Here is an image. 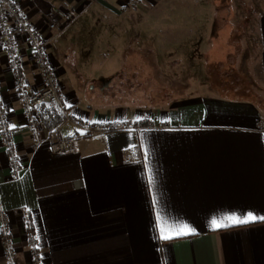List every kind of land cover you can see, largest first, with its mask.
Returning <instances> with one entry per match:
<instances>
[{"label":"crops","instance_id":"1","mask_svg":"<svg viewBox=\"0 0 264 264\" xmlns=\"http://www.w3.org/2000/svg\"><path fill=\"white\" fill-rule=\"evenodd\" d=\"M18 2L42 34L61 98L75 119L55 127L64 136H75L76 142L70 151H51L55 127L45 125V119L52 123L45 111L55 110L53 106L41 107L35 132L27 128L22 92L0 48V94L22 164L14 176L0 137V204L10 218L16 262L264 264V107L235 84L238 68L209 62L208 82L200 83L209 86L206 93L152 106L99 104L87 83L103 74L118 75L129 56L154 54L156 45L178 48V53L197 45L202 53L203 42L213 45L220 36L221 30L217 33L212 26L201 28L203 21L212 23L216 0ZM160 5L177 9L168 12V25L155 29L156 22L168 20L154 15ZM52 7L72 8L79 15L59 34L47 28ZM187 10L194 24L185 30L176 21L186 17ZM256 11L258 57L252 64L264 87V0ZM185 38L192 42L187 45ZM211 38L213 42L206 41ZM132 41L145 50L129 46ZM15 45L25 89H40L43 78L32 64L31 46L20 35ZM90 54L115 55V70L89 73V68L75 67ZM79 119H133L140 126L87 135ZM147 120L152 123L141 124ZM249 214L257 219L243 224L227 220ZM213 220L224 226L214 227ZM182 225L193 231L168 239L162 235V226ZM0 264H8L1 245Z\"/></svg>","mask_w":264,"mask_h":264},{"label":"rangeland","instance_id":"2","mask_svg":"<svg viewBox=\"0 0 264 264\" xmlns=\"http://www.w3.org/2000/svg\"><path fill=\"white\" fill-rule=\"evenodd\" d=\"M220 1L216 0L217 5L214 7L212 23L206 21L199 23L202 29L212 26L217 33L221 30L215 43L212 38L206 40L209 42L211 40L213 45L203 42L202 53H199L197 45L196 48L187 47L184 52L179 53L178 48H170V50L167 47L160 48L156 45L153 47L154 54L129 56L126 68L118 75L108 74L117 66V57L113 54H90L87 56L88 61H76V68H89L87 71L89 73L99 69L108 74L102 75L103 80L97 77L87 82L93 95L92 98L96 97L99 104L152 106L171 103L185 96L203 94L209 88L205 85L208 82L207 65L212 61H219L229 68L232 66L238 68L239 73L235 75V84L243 89L247 97L256 100L264 107V87L259 85L261 83L258 82V68L252 64V59L258 57V35L254 12L255 10L258 12L263 0H226L228 4L225 6L220 4ZM178 8L181 9V7ZM172 9H177V7L160 5L156 7L154 15L160 13L159 19H162L165 16L168 17V12L173 13ZM169 19L168 17L167 21L156 22L154 28L165 27L164 25L169 24ZM193 24L192 15L188 10L186 17H183L179 23L176 21L177 27L180 26L185 30L193 27ZM228 34L231 37L227 38ZM145 41L147 38L143 39L144 43ZM183 41L187 45L192 42L188 38ZM130 45L145 50L144 44V46L137 45L132 41Z\"/></svg>","mask_w":264,"mask_h":264},{"label":"built area","instance_id":"3","mask_svg":"<svg viewBox=\"0 0 264 264\" xmlns=\"http://www.w3.org/2000/svg\"><path fill=\"white\" fill-rule=\"evenodd\" d=\"M92 5L99 0H78ZM77 13L72 8L64 10L58 7H52L47 14V28L62 33L77 17ZM24 36L32 48V64L43 78V86L35 91L25 89L24 80L20 76V61L15 45V37ZM0 48L6 52L8 61L11 65L12 74L16 82L17 89L22 92L21 108L26 118V126L30 131L35 132L41 123L40 109L43 106H53L61 122H74L73 115L67 110L64 101L61 98V85L58 76L48 62L47 52L43 42L41 32L27 18L18 0H0ZM84 133L94 135L98 133H107L119 130H128L140 126L133 119L123 121H102L85 122L81 119L77 121ZM151 120L143 121L141 124H151ZM0 137L5 147L8 159L9 169L14 176H17L21 170L22 164L13 142L12 125L9 119L7 109L0 94ZM75 136L62 135L58 127L51 132L50 149L53 152H66L74 149ZM29 238H32L31 231L28 232ZM0 245L8 259V264H18L15 260L14 238L10 227V218L8 213L0 204Z\"/></svg>","mask_w":264,"mask_h":264},{"label":"snow or ice","instance_id":"4","mask_svg":"<svg viewBox=\"0 0 264 264\" xmlns=\"http://www.w3.org/2000/svg\"><path fill=\"white\" fill-rule=\"evenodd\" d=\"M257 217L254 215L249 214L246 218L241 219L239 217L236 216H229L227 217V220L232 223V224H243V223H248L250 221H254L256 220ZM260 219H264V217H260ZM212 224L214 227L219 228V227H223L224 225L221 223H217V221L213 220ZM193 230L191 228H189L188 225H182L180 227H176V228H168L165 226L161 227V232L162 235L164 236L165 239L170 238V234L171 235H187L190 232H192Z\"/></svg>","mask_w":264,"mask_h":264},{"label":"trees","instance_id":"5","mask_svg":"<svg viewBox=\"0 0 264 264\" xmlns=\"http://www.w3.org/2000/svg\"><path fill=\"white\" fill-rule=\"evenodd\" d=\"M104 89H105V88H104ZM94 100H95V101H98V99H97L96 97H94ZM98 103H100V102L98 101ZM103 105H112V104H104V103H103ZM114 105H116V104H114ZM45 112L48 114L49 119L52 120V123L49 124V123H48V119H45V120H46V121H45V125H46L48 128H53V127H55V126L61 121V117L58 115V113H57L55 110L47 109Z\"/></svg>","mask_w":264,"mask_h":264},{"label":"water","instance_id":"6","mask_svg":"<svg viewBox=\"0 0 264 264\" xmlns=\"http://www.w3.org/2000/svg\"><path fill=\"white\" fill-rule=\"evenodd\" d=\"M100 80H103V78H100Z\"/></svg>","mask_w":264,"mask_h":264}]
</instances>
